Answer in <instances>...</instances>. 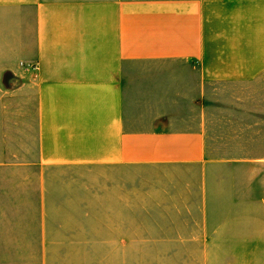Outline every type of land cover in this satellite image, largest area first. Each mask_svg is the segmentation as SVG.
I'll list each match as a JSON object with an SVG mask.
<instances>
[{
	"label": "crops",
	"instance_id": "crops-1",
	"mask_svg": "<svg viewBox=\"0 0 264 264\" xmlns=\"http://www.w3.org/2000/svg\"><path fill=\"white\" fill-rule=\"evenodd\" d=\"M136 178L264 264V0H0V264H133Z\"/></svg>",
	"mask_w": 264,
	"mask_h": 264
},
{
	"label": "rangeland",
	"instance_id": "rangeland-1",
	"mask_svg": "<svg viewBox=\"0 0 264 264\" xmlns=\"http://www.w3.org/2000/svg\"><path fill=\"white\" fill-rule=\"evenodd\" d=\"M252 168H245V174L240 173V179L248 180ZM142 172L135 170V176L140 177ZM135 179V201L133 211V264H190V255L197 251V247L192 244L190 238L189 222L195 217L201 215L193 214L195 210L183 209L184 203L189 204L191 196L188 193L184 198L178 197L165 199L160 197L153 198L150 195L149 199H144L154 189L153 185L149 188L145 181ZM167 188L173 186L172 183L166 185ZM152 194V193H151ZM155 196V195H154ZM166 196V195H165ZM152 198V199H151ZM150 201V202H149ZM245 204L243 200L240 202L245 206V210H253L252 198H246ZM233 204L238 206V201L233 200ZM180 205H182L181 208ZM238 210V209H230ZM244 217L246 220L252 218V215H226L224 218L228 220L231 225L235 224V219ZM222 217L213 215V220ZM174 226L179 228L178 232L174 231ZM252 229L249 222L244 221L241 226ZM176 233V234H175ZM181 235L175 237V235ZM181 242L182 245L175 246L173 243ZM165 244V245H164ZM195 254V253H194Z\"/></svg>",
	"mask_w": 264,
	"mask_h": 264
}]
</instances>
